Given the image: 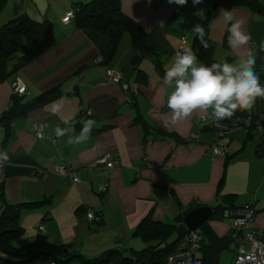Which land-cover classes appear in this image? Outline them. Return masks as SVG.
<instances>
[{"label": "crops", "instance_id": "1", "mask_svg": "<svg viewBox=\"0 0 264 264\" xmlns=\"http://www.w3.org/2000/svg\"><path fill=\"white\" fill-rule=\"evenodd\" d=\"M89 1L8 0L0 11V27L25 13L49 24L54 36L50 47L0 81V120L11 103L15 78L27 88L26 94L19 96V103L28 105L59 85L60 94L53 100L59 98L65 106L60 114L53 115L47 107L53 100L33 103L25 115L11 119L7 136L0 121V151L7 152L11 160L0 171V198L8 203L49 199L37 208L21 210L18 223L24 236L34 240L42 234L52 243L68 245L88 258L115 249L118 239L126 241L120 242V250L126 247L127 251H136L145 247L139 249L143 243L133 235L144 218L178 224L177 218L190 209L205 205L213 210L224 197L227 206L252 204L255 217L250 226L264 232V150L258 151L264 129L253 130L250 138L243 128L219 137L208 122L201 120L206 113L199 110L174 125L169 123L166 98L171 87L163 85L164 72L182 39L191 48L195 35L191 30L202 22L193 13L203 9L206 15L212 0H202L195 6L190 1L182 7L167 0H118L121 10L145 30L154 59L160 64L156 66L150 57H140L133 67L129 65L134 54L129 33L122 35L108 64L98 63L96 58L101 56L100 48L106 46L107 38L78 28L74 18L67 23L61 21L67 10ZM258 1L264 6V0ZM221 8L243 20L244 30L257 44L264 40V14L243 4L218 5L211 10L208 37L213 42L212 58L238 64L245 51L228 46L225 25L217 19ZM256 55V59H264V51L258 48ZM198 63L202 62L198 59ZM107 68L120 71L129 84L137 82V91L132 92L131 85L123 89L120 82L106 80ZM135 68L145 72L144 82L137 80ZM258 72L264 84V64ZM89 110L91 114L86 113ZM137 113L149 130L136 120ZM263 115L264 98H257L250 110H237L233 117L251 116L253 124H258L263 122ZM65 118L75 135L83 121H95L87 143L73 146L66 142L67 136H55L56 125L66 127ZM36 123L49 125L42 138L35 135ZM150 131L162 135L153 138ZM215 142L227 144L225 156L211 154L209 148ZM105 153H111L118 164L111 169L94 167V160ZM62 161L77 171L78 183L53 173L43 179L34 174L36 166L51 170ZM88 210L101 215L99 224L87 221L84 213ZM39 223L44 226L43 232L37 229ZM232 227V216L211 214L196 229L203 238L196 256L207 264H233Z\"/></svg>", "mask_w": 264, "mask_h": 264}, {"label": "trees", "instance_id": "2", "mask_svg": "<svg viewBox=\"0 0 264 264\" xmlns=\"http://www.w3.org/2000/svg\"><path fill=\"white\" fill-rule=\"evenodd\" d=\"M7 1L0 0V11ZM190 1L192 0H187V3ZM234 4L247 5L251 9L264 14V6L258 0H212L211 7L208 9L205 19L201 22L204 26L205 40L208 42V46L207 48L203 47L196 34L191 43V48L205 65L217 62L212 58L213 42L208 37L210 12L215 6H231ZM73 18L78 28L96 31L107 38L106 46L100 48V54L103 58L101 63L108 64L113 58L124 33H129L131 37L134 54L154 59V50L147 42L145 30L138 22L121 10L118 0H90L87 3L79 4L78 7L74 8ZM53 43L54 36L51 26L45 22H37L25 13L2 25L0 27V81L5 80L18 67L39 55ZM154 61L156 62L155 59ZM157 64L160 66L156 62V66H158ZM263 64L264 59H256L255 71L259 77H261V73L258 71ZM135 72L139 82L146 80L144 71L135 68ZM260 82H262L261 79ZM59 94L60 87L56 85L38 95L28 105L19 103V96L12 94L11 103L3 112L0 120L5 129V136L9 132L11 119L25 115L27 108L33 103H46ZM137 114L136 120L142 121L139 118V113ZM142 123L144 129L147 130L146 123L144 121ZM262 127L264 129V121ZM253 130L254 124L246 133L247 138L252 136ZM150 134L151 137L155 138V136L159 137L161 133L150 131ZM263 150L264 141H260L258 151L263 152ZM225 199V197L219 199V203L213 208L212 214L224 215L225 211L235 209L232 204L225 205V201L228 200ZM47 202H49L48 198L35 202L8 203L5 199L0 198V252L5 255L0 256V264H27L41 257L52 258L58 264H73L76 262L104 264L115 260H120L122 264H164L166 257L174 249L178 240L189 231L183 223L185 213L177 218L178 224L155 222L146 217L135 228L133 235L140 237L149 245L140 250H134L131 256H123L120 249L115 248L105 251L98 257L88 259L76 254L67 245H56L49 242L42 234H38L34 240H29L24 236V230L18 223L21 210L37 208ZM94 213L99 217L98 222L95 224H99L102 220L101 215ZM174 233H176L175 237L168 242V239Z\"/></svg>", "mask_w": 264, "mask_h": 264}, {"label": "clouds", "instance_id": "3", "mask_svg": "<svg viewBox=\"0 0 264 264\" xmlns=\"http://www.w3.org/2000/svg\"><path fill=\"white\" fill-rule=\"evenodd\" d=\"M167 3L185 6L187 0H167ZM192 3L195 6L202 3V0H192ZM193 15L201 20L205 19L203 9H198ZM217 19L225 25L228 46L233 50L245 51V57L238 64L221 58L218 62L205 65L198 63V57L192 48L177 51L163 76V85L171 87L166 106L171 113L169 123L173 125L190 117L197 110L206 113L205 122L219 124L231 118L237 110H250L257 98H264V84H261L255 71L256 49L264 51V40L258 44L254 42L244 30L243 20L236 19L231 10L221 8ZM191 31L196 34L201 45L207 48L203 24L197 23ZM47 107L51 114L58 115L65 106L58 98ZM63 123L66 127L56 125L53 129L55 136H67L66 142L75 146L88 142L95 121H83L78 135L74 134L75 129L68 119H63ZM48 127L47 123L38 125L37 135L42 136L43 130ZM10 163L9 154L0 151V171Z\"/></svg>", "mask_w": 264, "mask_h": 264}, {"label": "built area", "instance_id": "4", "mask_svg": "<svg viewBox=\"0 0 264 264\" xmlns=\"http://www.w3.org/2000/svg\"><path fill=\"white\" fill-rule=\"evenodd\" d=\"M74 17V8H71L65 12L62 16L61 21L67 23L70 19ZM190 48L186 41L182 39L177 51ZM103 58L98 56L96 62L101 63ZM105 79L114 82H120L123 89H129L131 85L132 92L137 91V82L128 83L125 76L120 72L107 68ZM12 93L18 96L24 95L27 92L25 83L20 78H15L11 83ZM87 114H91V111H87ZM264 121V115L261 117ZM204 122L205 119L201 118ZM209 126L217 132L219 137L226 136L229 131L235 128H243L246 133L253 125V120L251 116H246L242 118L231 117L229 119L221 121L219 124H212L208 122ZM38 123L34 125L35 135L37 138L44 137L38 136ZM254 130L257 132H262V123L254 124ZM210 152L212 155L225 156L228 151L227 144H219L217 142L210 145ZM118 164L117 159L111 153H105L94 160V167H104L111 169ZM150 166V164H147ZM89 169V168H88ZM34 174L39 178H46L49 174L53 173L63 177L66 181L71 183H78L80 178L77 171L71 166L67 161H62L57 164L53 169H46L40 166H36L33 169ZM102 190L105 189L104 186L101 187ZM226 215L233 217V227L230 231V239L235 244V257L233 264H264V232L255 229L250 226V223L255 217V209L252 204H244L235 209L225 211ZM85 218L90 224H95L98 222L99 217L92 210H88L85 213ZM37 229L40 232L44 231L43 224L39 223ZM203 244V238L199 232L196 230L188 231L185 233L177 242L174 249L168 254L165 259L164 264H207L202 258L196 256V251L200 250ZM122 244L117 242L115 247L120 248ZM0 256H5L0 252ZM27 264H58L54 259L49 257L36 258L32 262ZM73 264H83V263H73ZM104 264H122L120 260L110 261Z\"/></svg>", "mask_w": 264, "mask_h": 264}, {"label": "water", "instance_id": "5", "mask_svg": "<svg viewBox=\"0 0 264 264\" xmlns=\"http://www.w3.org/2000/svg\"><path fill=\"white\" fill-rule=\"evenodd\" d=\"M140 56L132 54L130 57L129 65L136 66ZM212 214L210 206H198L187 211L183 216V223L185 227L192 231L198 229Z\"/></svg>", "mask_w": 264, "mask_h": 264}, {"label": "rangeland", "instance_id": "6", "mask_svg": "<svg viewBox=\"0 0 264 264\" xmlns=\"http://www.w3.org/2000/svg\"><path fill=\"white\" fill-rule=\"evenodd\" d=\"M175 235H176V233H174V234L168 239V242H169L170 240H172V239L175 237ZM48 241L51 242L50 240H48ZM121 241L126 242L124 239H123V240H122V239H118L116 242H121ZM139 241H142V243H143V245H142L141 247H139V249L142 248V247H144V246L149 245L148 243H146L145 241H143V240L140 239V238H139ZM116 242H115V244H116ZM152 244H154V243H152ZM56 245H57V244H56ZM67 246H68V245H67ZM126 246H127V244H126ZM69 249H70V248H69ZM70 250H71V249H70ZM120 252H121V255H123V256H131L132 253H133L132 249H131L130 251H127V250H126V247L123 248V249H121ZM76 254H78V253H76ZM99 256H100V255H99ZM85 258H88V257H85ZM93 258H94V257H93ZM88 259H90V258H88Z\"/></svg>", "mask_w": 264, "mask_h": 264}]
</instances>
